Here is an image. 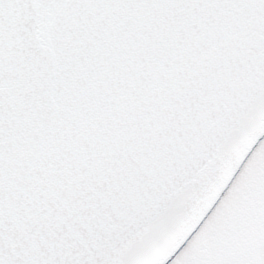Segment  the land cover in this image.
<instances>
[{"label":"snow or ice","instance_id":"6c2138e0","mask_svg":"<svg viewBox=\"0 0 264 264\" xmlns=\"http://www.w3.org/2000/svg\"><path fill=\"white\" fill-rule=\"evenodd\" d=\"M0 264H264V0H0Z\"/></svg>","mask_w":264,"mask_h":264}]
</instances>
